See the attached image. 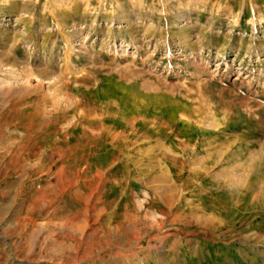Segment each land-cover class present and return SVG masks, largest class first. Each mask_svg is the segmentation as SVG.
<instances>
[{"label":"rangeland","instance_id":"1","mask_svg":"<svg viewBox=\"0 0 264 264\" xmlns=\"http://www.w3.org/2000/svg\"><path fill=\"white\" fill-rule=\"evenodd\" d=\"M0 264H264V0H0Z\"/></svg>","mask_w":264,"mask_h":264}]
</instances>
